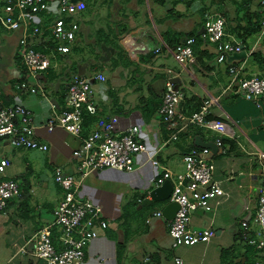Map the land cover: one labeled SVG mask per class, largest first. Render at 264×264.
Here are the masks:
<instances>
[{
    "label": "crops",
    "instance_id": "1",
    "mask_svg": "<svg viewBox=\"0 0 264 264\" xmlns=\"http://www.w3.org/2000/svg\"><path fill=\"white\" fill-rule=\"evenodd\" d=\"M46 1L53 2L50 9L28 20L31 27L42 29L37 48L50 57V67L31 80L37 92L15 86L27 74L19 48L23 30L0 25V87L5 102L31 108L37 139L48 145V150L40 151L0 143V152L10 161L6 177L20 182V195L9 200L0 214V264H46L32 254L31 239L52 224L53 210L72 189L56 182L54 170L61 167L78 175L74 151L81 144L80 137L62 129L50 131L46 114L52 104L65 107L66 85L73 73L90 79L97 73L106 76L104 82L93 83L97 108L86 118L84 135L95 129L96 121L118 116L115 128L139 125L138 139L146 146V151L135 155V169L109 167L82 180L78 195L101 211L83 264H177L176 257L183 264H259L264 247L250 244L247 236L258 232L255 216L264 185V103L226 90L232 64L242 65L245 77L264 76V13L259 0H82L84 6L75 17L80 29L67 54L54 49L48 30L60 16L57 0ZM207 12L224 18V39L243 42L245 58L217 61L216 45L202 36ZM0 13L16 14L17 7L0 0ZM192 36L194 57L181 64L171 51ZM159 46L162 50L157 52ZM170 78L184 93L178 107L184 114L197 111L205 99L216 100L209 116L229 124L230 133L223 136L228 152L210 146L220 134L213 128L198 124L175 128L163 120L159 106ZM193 148L209 150L207 159L214 163V179L224 193L211 199L210 210L197 206L191 214L193 229L208 227L215 235L173 248L171 221L154 215L166 203L150 205L144 222L139 216L149 206L143 201L157 186V177L166 169L184 171L183 156ZM153 157L160 166L152 163ZM101 220L108 225L102 227ZM52 230L61 249L60 227Z\"/></svg>",
    "mask_w": 264,
    "mask_h": 264
},
{
    "label": "built area",
    "instance_id": "2",
    "mask_svg": "<svg viewBox=\"0 0 264 264\" xmlns=\"http://www.w3.org/2000/svg\"><path fill=\"white\" fill-rule=\"evenodd\" d=\"M15 4L17 13H0V25L12 31L22 29L19 39V48L22 61L27 69L24 80L17 81L15 86L19 90L30 89L33 93L39 89L31 84L39 74L50 67V57L47 53L37 48L38 38L43 33L40 26H30L29 16L42 13L50 9L52 1L46 0H7ZM264 13V0H259ZM83 2L72 0H57V10L60 16H56L49 24L48 30L54 49L60 54H67L77 38L80 25L75 19L83 8ZM205 32L203 37L213 42L217 49V61L224 62L228 55L241 52L245 49L243 42H232L224 39L225 20L221 16L211 13L205 14ZM261 34L264 37V17L261 23ZM196 39L188 37L172 49L176 60L185 64L194 57ZM162 47L157 48L160 52ZM243 66L232 64L229 67L231 82L226 90L234 91L238 96L256 103H264V76L253 74L250 77L242 75ZM106 76L97 73L92 79L73 73L66 85V105L58 108L52 104L47 116L46 125L50 131L62 129L81 138L80 146L74 151V157L78 161V175L67 174L63 168L55 167L54 178L69 190L53 210V222L39 229L32 237L34 248L32 254L43 259L46 264H83L86 257V249L94 236L95 227L98 224L101 211L92 201L78 195L82 180L105 168H116L131 171L135 169V155L146 151V146L139 141V125H131L123 130L116 129L118 116L109 119L102 118L95 123V129L84 135L86 117L95 113L97 108L95 101L94 81L104 82ZM184 97L182 90L170 78L166 81V89L159 113L163 120L178 127L179 124H198L213 128L219 132L216 139L217 146L222 153L228 152L223 136L230 133L229 124L217 118H210L212 104L215 99H205L200 108L191 115L184 114L178 107ZM35 115L31 108L23 103L7 104L4 91L0 87V143L7 141L11 147L48 150V145L37 139ZM209 150L207 148H194L183 156L185 169L182 172H174L171 169L163 170L157 177L156 185H162L166 180L173 183V191L169 201H176L180 208L175 218L170 222L169 233L172 237V247L181 245H194L208 241L215 235L211 228L201 230L190 226L192 210L201 206L206 210L211 209V199L224 193L219 181L214 179V163L205 158ZM9 159L0 152V214L5 210L9 200L20 195V182L15 178L5 175ZM152 163L160 166V162L153 157ZM264 175V172H263ZM154 215H162V210L154 212ZM255 223L258 232L252 235L250 232L247 241L256 245L258 249L264 247V185L258 199ZM102 227H106L107 221L101 220ZM54 226L60 227L63 247L58 249L53 241ZM245 229H250V224L244 222ZM22 252H26L22 249ZM177 264H183L180 257H176ZM259 264H264V258Z\"/></svg>",
    "mask_w": 264,
    "mask_h": 264
},
{
    "label": "water",
    "instance_id": "3",
    "mask_svg": "<svg viewBox=\"0 0 264 264\" xmlns=\"http://www.w3.org/2000/svg\"><path fill=\"white\" fill-rule=\"evenodd\" d=\"M75 3H78L82 0H72ZM203 32H205V26L203 27ZM247 56V51L242 50L241 52H236L234 54L228 55L227 59L239 60L243 59ZM210 146L214 149L216 148L217 144L210 143ZM219 148V147H218ZM210 153L204 155L205 158L209 157ZM173 191V183L171 180H166L162 185L154 187L148 197H146L143 201V205H152L155 202H164L166 203L162 209V215L165 219L171 221L175 218L177 210L180 208V205L176 201H169V198Z\"/></svg>",
    "mask_w": 264,
    "mask_h": 264
},
{
    "label": "rangeland",
    "instance_id": "4",
    "mask_svg": "<svg viewBox=\"0 0 264 264\" xmlns=\"http://www.w3.org/2000/svg\"><path fill=\"white\" fill-rule=\"evenodd\" d=\"M14 149V148H13ZM151 206L149 205V206H145L144 208H143V210L140 212V216L139 217H141V219L143 220V222L145 221V217L149 214V212H150V210H147V209H149ZM147 210V211H146ZM146 211V212H145Z\"/></svg>",
    "mask_w": 264,
    "mask_h": 264
},
{
    "label": "trees",
    "instance_id": "5",
    "mask_svg": "<svg viewBox=\"0 0 264 264\" xmlns=\"http://www.w3.org/2000/svg\"><path fill=\"white\" fill-rule=\"evenodd\" d=\"M195 36H196V37H199V35H195ZM192 37H193V36H192ZM194 38H195V37H194ZM195 39H196V38H195ZM194 45H195V44H194ZM89 116H90V115H89ZM87 117H88V116H87ZM87 117H86V118H87ZM193 149H194V148H193ZM191 150H192V149H191ZM53 241H54V239H53ZM54 243H55V242H54Z\"/></svg>",
    "mask_w": 264,
    "mask_h": 264
}]
</instances>
